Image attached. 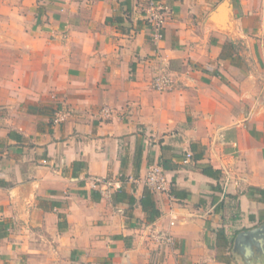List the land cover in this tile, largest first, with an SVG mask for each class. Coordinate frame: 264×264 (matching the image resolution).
<instances>
[{
    "label": "crops",
    "instance_id": "0c3cea01",
    "mask_svg": "<svg viewBox=\"0 0 264 264\" xmlns=\"http://www.w3.org/2000/svg\"><path fill=\"white\" fill-rule=\"evenodd\" d=\"M154 1L0 0V264H264V0Z\"/></svg>",
    "mask_w": 264,
    "mask_h": 264
},
{
    "label": "built area",
    "instance_id": "2783aa9c",
    "mask_svg": "<svg viewBox=\"0 0 264 264\" xmlns=\"http://www.w3.org/2000/svg\"><path fill=\"white\" fill-rule=\"evenodd\" d=\"M142 15L143 21L151 30L152 41L154 43L159 42L163 37V30L168 19L169 9L154 0H146ZM150 87L156 92H169L173 88V81L168 75L158 73L152 78ZM68 114V110L66 112H63V110L57 111L55 114V122L63 121ZM99 114L102 119L108 120L115 115V112L111 107L105 106L100 110ZM125 181L121 179L95 177L91 179V188L98 191L102 197L109 199L116 190L121 188ZM130 181L133 183L141 182L150 193H168L169 187L171 186L167 173L162 167L157 165L150 166L142 178L138 180L130 179ZM70 264L81 263L72 261Z\"/></svg>",
    "mask_w": 264,
    "mask_h": 264
},
{
    "label": "water",
    "instance_id": "95a60500",
    "mask_svg": "<svg viewBox=\"0 0 264 264\" xmlns=\"http://www.w3.org/2000/svg\"><path fill=\"white\" fill-rule=\"evenodd\" d=\"M226 4H227V2H224L223 4H221V5L216 9L215 13H213V14L211 15V19L215 18L216 14H218V13H223L224 10H225ZM245 255H247V256L251 255V249H250V248H247V249L245 250Z\"/></svg>",
    "mask_w": 264,
    "mask_h": 264
},
{
    "label": "trees",
    "instance_id": "16d2710c",
    "mask_svg": "<svg viewBox=\"0 0 264 264\" xmlns=\"http://www.w3.org/2000/svg\"><path fill=\"white\" fill-rule=\"evenodd\" d=\"M156 216H157V215H156ZM154 218H155V216L152 217V219H154Z\"/></svg>",
    "mask_w": 264,
    "mask_h": 264
}]
</instances>
